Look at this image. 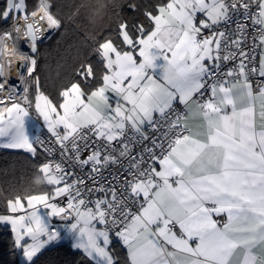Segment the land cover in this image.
Returning a JSON list of instances; mask_svg holds the SVG:
<instances>
[{
  "label": "snow or ice",
  "instance_id": "snow-or-ice-1",
  "mask_svg": "<svg viewBox=\"0 0 264 264\" xmlns=\"http://www.w3.org/2000/svg\"><path fill=\"white\" fill-rule=\"evenodd\" d=\"M27 8L6 0L0 9V20H11L0 55L8 42L30 49L17 68L20 87L0 76V149L54 151L27 134L34 109L61 157L90 167L97 185L69 181L60 162L35 166L32 180L45 177L51 190L15 195L12 215L0 214L27 264L63 239L52 218L94 264H116L113 233L129 264H264V0H168L145 12L151 29L120 23L121 45L106 39L95 50L102 83L86 94L73 82L59 103L41 90L32 54L61 21L51 0ZM78 74L95 76L91 65ZM109 167L120 171L101 183ZM95 192L103 195L91 199Z\"/></svg>",
  "mask_w": 264,
  "mask_h": 264
},
{
  "label": "trees",
  "instance_id": "trees-1",
  "mask_svg": "<svg viewBox=\"0 0 264 264\" xmlns=\"http://www.w3.org/2000/svg\"><path fill=\"white\" fill-rule=\"evenodd\" d=\"M167 2L168 0H111L101 23L93 26L88 20L89 9L93 5L87 0H51L50 10L60 19L61 27L55 29L48 39L39 42L38 52L32 54L37 59L34 75L40 79L41 90L54 103L62 101L61 91L73 82L81 83L85 93L94 90L102 83V75L106 71L95 51L99 44L111 39L121 45L118 31L122 22L130 26L143 24L151 29L152 23L145 12L155 13L158 5ZM37 3L38 0H27V10H33ZM4 7L6 0H0V9ZM9 25L10 20L7 23L0 20V32L8 30ZM81 65H91L95 76L85 80L78 74ZM46 161V156L38 149L35 156L23 151L0 149V213L6 211L7 201L15 195L51 190L47 184L40 187L32 184L35 166ZM54 223L55 220L52 225ZM110 252L116 264H129L126 253L118 242L114 241L110 245ZM35 259L38 264H94L81 251L66 243L46 248ZM0 264H20L13 235L7 227L1 226Z\"/></svg>",
  "mask_w": 264,
  "mask_h": 264
},
{
  "label": "built area",
  "instance_id": "built-area-1",
  "mask_svg": "<svg viewBox=\"0 0 264 264\" xmlns=\"http://www.w3.org/2000/svg\"><path fill=\"white\" fill-rule=\"evenodd\" d=\"M238 18H239L238 16L233 14L232 23L230 25L231 28H235V21ZM10 26H11V21H10V25H9L8 30L10 29ZM223 27H228V26H223ZM49 36H47L46 38L42 39L41 41H45L46 39L49 38ZM21 41H23V40H20V42ZM20 45H22V44H20ZM22 48H27L26 44ZM258 59H259V57H257V61H258ZM228 66H231V64L228 65ZM25 72H26V69H25ZM253 79L255 80L256 78L254 77ZM205 99H207V96H205ZM176 106H177V109L179 111H183V106L182 105L177 104ZM37 137H39L45 143V145L53 148L54 151L51 152V153L45 152L44 149L41 148L39 144L35 145V147L38 150H40L46 156L47 161H55V162L62 163L63 166L66 169V172L70 173V175L68 176L69 181H71L72 179H76V178H81L82 177L86 181V185H85L86 187L95 188L97 186V185L93 184L92 180L88 179L87 173L89 172L90 167L86 166L83 170H81L79 168V166H77L73 161L65 160V159H63L61 157L59 146L54 144V142H53L54 138L51 137L50 133H48L47 128L45 126H43V125L41 126V128L39 129V131L37 133L36 138ZM138 150H139V148L136 149V151H138ZM88 155H89V152L88 151H84L82 156H81V159H85ZM125 163H126V161H125ZM119 171L120 170H118L116 167H109L108 169L103 170V176L102 177H98V179L100 180L101 183L107 184V182L109 180H111V178H112L111 174L112 173H118ZM121 178H122V175H121ZM102 195H103V193H101V192H95L94 195H92L90 198L91 199H96L97 197H100ZM61 200H66V197H62ZM217 219H222V217H217ZM64 223H66V222L60 221L59 219L55 218V223L53 224V227L59 229ZM112 235H114V233Z\"/></svg>",
  "mask_w": 264,
  "mask_h": 264
},
{
  "label": "clouds",
  "instance_id": "clouds-1",
  "mask_svg": "<svg viewBox=\"0 0 264 264\" xmlns=\"http://www.w3.org/2000/svg\"><path fill=\"white\" fill-rule=\"evenodd\" d=\"M87 2L93 5L89 9V22L93 26L99 25L106 14L108 3H111V0H108L107 3L105 0H87ZM96 5L99 6L97 7ZM9 62L13 67H15L17 63L22 64L25 62L24 54L14 48L11 42H8L7 46L3 50V54L0 55V66H2V73H0V76H2V78H10ZM32 184L36 187H40L47 184V179L43 176H36L33 178Z\"/></svg>",
  "mask_w": 264,
  "mask_h": 264
},
{
  "label": "rangeland",
  "instance_id": "rangeland-1",
  "mask_svg": "<svg viewBox=\"0 0 264 264\" xmlns=\"http://www.w3.org/2000/svg\"><path fill=\"white\" fill-rule=\"evenodd\" d=\"M40 42H43V41H40ZM19 43L20 44H22V45H20L19 44V47H20V51L21 52H28L29 50H26L25 51V49L24 48H22L25 44H24V42L23 41H19ZM39 43V42H38ZM33 99H34V92H33ZM45 126V124H44V121H43V119L41 118V117H39L38 116V114L35 112V110L33 109L32 110V113H31V117L30 118H28V120H27V122H26V131H27V134L30 136V138L31 139H34V136H35V134H36V136H37V133H38V131H39V129L41 128V126ZM46 127V126H45ZM36 132V133H35ZM36 136H35V138H36ZM35 140V139H34ZM6 150H8V149H6ZM12 151H23V152H25L24 150H12ZM27 153V152H26ZM30 154V153H29ZM48 186H50V185H48ZM51 188H52V186H50ZM24 203L26 204V201H24ZM7 205V204H6ZM6 208H7V206H6ZM41 210L42 211H47L46 209H43V208H41ZM0 214H8V215H12L10 212H8V210H6L5 212H3V213H0ZM53 221L51 220V223H52ZM1 227H7V229L9 230V231H11V226L10 225H4V224H1ZM11 233H12V231H11ZM12 235H13V237L15 238V235L12 233ZM27 239V238H26ZM45 249H43L41 252H43ZM17 251H18V256H19V262H20V264H27V262H26V259H25V257L23 256V253H22V250L21 249H19V248H17ZM40 254V253H39ZM38 254V255H39ZM35 259V258H34Z\"/></svg>",
  "mask_w": 264,
  "mask_h": 264
},
{
  "label": "crops",
  "instance_id": "crops-1",
  "mask_svg": "<svg viewBox=\"0 0 264 264\" xmlns=\"http://www.w3.org/2000/svg\"><path fill=\"white\" fill-rule=\"evenodd\" d=\"M198 18H199V14H198ZM11 21V20H10ZM152 27H153V25H152ZM28 48V47H27ZM28 52H30V49L28 48ZM259 60V59H258ZM95 90V89H94ZM87 94V93H86ZM109 95H111V93H109ZM190 123L195 127L198 123H199V121L197 120V119H193V120H191L190 121ZM62 131H63V129H61ZM36 133V132H35ZM35 136H36V134H35ZM35 136H34V139H35ZM33 139V140H34ZM157 167H159L158 165H157ZM6 210H7V208H6ZM53 220H55V218H52V221ZM0 226H1V224H0ZM66 226V223H64L63 224V226L61 227V228H59V231H61V233H62V236H63V239L61 240V241H59V242H53L51 245H49V246H47L46 248H49V247H51V246H53V245H57V244H64V243H66V244H68L71 248H73V249H75L74 247H72V240H71V237L64 231V227ZM14 238V237H13ZM14 240H15V238H14ZM111 244L115 241V242H118L122 247H123V249H124V251H125V253H126V257H127V260H128V263H129V259H128V252H127V248L123 245V243H122V241H120L119 240V238H117L115 235H111ZM110 244V245H111ZM110 245H109V251H110ZM45 248V249H46ZM75 250H77V249H75ZM79 251H81V250H79ZM82 252V251H81ZM83 253V252H82ZM111 253V252H110ZM94 263V262H93Z\"/></svg>",
  "mask_w": 264,
  "mask_h": 264
},
{
  "label": "bare ground",
  "instance_id": "bare-ground-1",
  "mask_svg": "<svg viewBox=\"0 0 264 264\" xmlns=\"http://www.w3.org/2000/svg\"><path fill=\"white\" fill-rule=\"evenodd\" d=\"M52 32H54V30H51L50 33H46V37L49 36ZM23 42L25 43V41L23 40ZM20 63H17L15 65V67L9 65L10 68V78H8L12 83L17 84L18 87H20L19 83H18V76H17V68L19 67ZM25 69L26 68H21V73H25Z\"/></svg>",
  "mask_w": 264,
  "mask_h": 264
},
{
  "label": "water",
  "instance_id": "water-1",
  "mask_svg": "<svg viewBox=\"0 0 264 264\" xmlns=\"http://www.w3.org/2000/svg\"><path fill=\"white\" fill-rule=\"evenodd\" d=\"M24 49H25V51L28 50L27 48H24Z\"/></svg>",
  "mask_w": 264,
  "mask_h": 264
}]
</instances>
